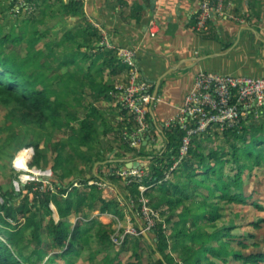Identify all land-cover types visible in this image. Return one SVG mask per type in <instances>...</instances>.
I'll list each match as a JSON object with an SVG mask.
<instances>
[{"label":"trees","instance_id":"16d2710c","mask_svg":"<svg viewBox=\"0 0 264 264\" xmlns=\"http://www.w3.org/2000/svg\"><path fill=\"white\" fill-rule=\"evenodd\" d=\"M14 2L16 0L11 2V7ZM2 4L0 0V6ZM37 6L42 17L36 18L28 12L19 35L15 33V27L6 28L0 24V101L8 105L17 103L12 111L13 120L24 133L17 148L32 146L33 163L48 164L45 150L41 148L43 136H46L44 144L52 146L57 152L53 165L56 172L81 174L83 165H90L93 169L99 163L96 174L91 172V177L107 181L111 187L120 190V196L129 209V195L109 181L114 180V174L107 179L108 172L114 167L108 163L111 169L102 173L98 168L105 160L122 168L125 162L121 158L145 156L151 162L144 179V184L151 187L145 194L152 196L154 192L157 193L152 200L155 209L168 207V211H161V214L167 215L165 222L170 226L169 234L165 233L161 223L148 236L142 234L153 251L160 255L156 264H264V252L251 251L252 247H260L254 240L253 233L245 237L246 233L234 232L239 226L234 219L229 223H219L224 214L222 202L235 205L248 203V197L244 193V172L264 164V116L261 119L249 117L238 128L224 131L212 129L194 137L187 156L172 171V180H165V172L179 157L185 133L179 127L166 129L163 134L157 132V144L146 146L154 153L131 149L134 152L132 154L122 151L117 145H111L110 152L113 156L108 158L101 149L100 158L95 153L96 142L100 136L107 135L110 127L104 117V109L95 104L112 101L111 94L117 83L106 77L116 78L123 72L128 74L130 68L120 58L119 49H111L105 45L101 31L86 17L81 0H39ZM56 7L61 12V18L76 17L81 25L66 30L59 41L47 43L48 52H45L36 48L43 36L38 33L36 24L43 23L49 14L53 15ZM24 40L28 42L27 55L21 56L14 47ZM58 48L65 50V53L58 55ZM63 67L65 71H61ZM88 95L92 99L89 104L85 101ZM73 101L84 109L82 117ZM74 108L76 110L71 111ZM101 126L104 127L103 131L100 130ZM57 131L65 133L66 139L53 142V134ZM31 132L36 135L33 141H29ZM218 140L223 143L221 147L217 145L206 148L205 144L217 143ZM66 146L69 147L68 153L64 152ZM227 169H230L229 172ZM56 177L57 191L54 193L34 189L35 185L32 183L26 185L19 195L3 194L0 188V193L6 199L1 207L5 216L0 213V222L4 224L0 227V264H27L35 255L43 253L45 256L40 249L43 232H50L53 236V247H64L68 242L65 252L60 254L64 259L80 252V243L88 244L93 234L91 230L94 229V236L102 246L96 253L111 246L110 233L113 229L110 223H103L97 218L87 221L78 219L71 232L69 218L80 214L84 208L91 210L98 205L102 212H114L123 216L119 200H109L98 186H89L87 177L76 178L81 187L74 186V181L64 183L65 175L58 173ZM130 189L134 194L139 193L135 186ZM15 199H22L20 207H13L12 201ZM51 203L56 206L60 219L50 217L43 227L36 209L45 208L52 216L54 211ZM253 204L262 208L257 202ZM18 213H30L28 218L34 226L31 241L26 238L22 229L13 231L6 227L9 226L6 218L15 219ZM251 222L254 227L259 228L264 223V217ZM25 240L36 244L29 255L24 253L23 246L19 247ZM132 240L139 241L138 238H127L122 249L126 250ZM169 249L175 251V254L167 252ZM68 264L73 263L70 261Z\"/></svg>","mask_w":264,"mask_h":264},{"label":"rangeland","instance_id":"374dc122","mask_svg":"<svg viewBox=\"0 0 264 264\" xmlns=\"http://www.w3.org/2000/svg\"><path fill=\"white\" fill-rule=\"evenodd\" d=\"M67 1V0H66ZM3 3L2 6H0V24L4 25L6 28H12L15 27V33L20 34L22 27L24 25V18L27 16V13L29 11L22 10L21 13H16L13 10V6L11 7V2L13 3V0H1ZM15 4V2H14ZM60 10L56 9L52 13L49 14L41 24H36L38 33L41 36V40L38 44H36V48L43 49L45 52H48L46 45L47 43H53L56 41H59L60 38L64 35L66 30L76 28L80 26V20L76 18H70V17H62L60 14ZM29 15H33L36 18H41L42 13L40 12L39 8L36 10H33V12H29ZM95 26V25H94ZM27 47L28 42L24 40L19 45H16L14 47V50L17 51L21 56L27 55ZM65 53V50L62 48L57 49V54L61 56V54ZM65 67L61 69V71H65ZM109 75V70H108ZM107 80L110 81H116V78H112L111 76L106 77ZM128 79V77H127ZM126 79V81H127ZM123 81H119L122 84L125 83ZM117 83V81H116ZM87 94H89V91H87ZM86 103H91L92 99L88 95L86 98ZM113 101V98H112ZM106 102L103 101L100 104H95L96 106L102 108L104 112V117L109 122L110 130L107 133L106 136H100L99 139L96 142L97 149L95 150V153L100 157V150H104L105 153L103 155H107L108 158H111L113 156V153L110 152V146L111 145H117L118 148H120L122 151H127L128 153H134L131 151V149H137L133 146H130L127 140L124 139V131L126 130V125L130 124L131 126L135 122L134 116L131 112L125 111V115L122 114V108L116 105L114 102ZM74 106L77 105L76 101H73ZM17 107V103H11V104H5L0 101V188L2 193L6 194H12V195H19L24 189L23 185L21 188H17L15 184V180L17 178V169L14 166L15 161L17 160V157L23 150H27L30 153V166L34 167L36 166L39 169H53V165L55 163L54 159L57 155V152L55 149L52 148V146L45 145V137L41 141V148L45 150V153L48 158V164H44L43 162H40L39 164H34L33 159V148L32 146H23L20 148H17V143L20 141V139L23 137L24 134L21 131V128L17 125V122L13 120V109ZM108 107V108H107ZM76 109H79L80 111V117L84 115V109L79 107L77 105ZM71 109L72 110H76ZM106 109V110H105ZM121 117L125 118V122H121ZM262 118V117H261ZM259 118V119H261ZM75 125H77L75 123ZM101 131L104 130V127L101 126ZM54 135V141H59L60 139H66V135L63 132H55ZM173 137V136H171ZM36 139V135L34 136L33 132H31L29 141H33ZM121 143V144H120ZM127 143L128 145H126ZM221 140H218L217 143H208L205 144L206 148L209 149L212 146L218 147L222 146ZM221 145V146H220ZM139 150V149H137ZM141 151L144 153L147 152L146 146H143L140 148ZM65 153L69 152V147L66 146ZM151 153L152 149L148 150V153ZM102 158V157H100ZM116 159V158H113ZM120 159V158H119ZM121 159H127L121 158ZM139 160V159H135ZM108 160H105L104 163H102L101 167L98 168L99 172H108L109 166L108 163L111 164L112 167H114V172L110 175V172H108L107 179L109 180L110 176H115L114 180L112 181L115 185L120 187L122 190H125L126 193L129 195V201L131 205V209H129L128 205L124 201L123 197L120 196L118 189L115 187H108V188H99L100 192L107 195V198L109 200L118 199L120 202V209L123 216H120L114 212H102L99 209V205L96 206L94 209H88L84 208L83 212H81L78 215H72L70 216V231H74L75 224L78 222V219H82L83 221H87L92 218H97L103 223H110L112 225L113 232H111V246L99 253H96L97 250H100L102 248L101 244L99 243L98 239L94 236L95 235V229L92 231V237L90 239V242L88 244H83L82 249L80 252H77L75 254H72L68 259H64L63 257H60V254L65 252L67 249V244L64 247H53V236L50 235V232L42 233L41 239H42V245L41 248L43 252L46 254L43 255H35L27 264H68L70 261L73 264H156L159 259V253H155L151 247V244L142 237V234L140 233V229L143 227H147L150 224H163L165 233H170V226L165 222L167 215L161 214V211H168V207L164 206L161 209H155L153 207L152 200L154 197H156V192L152 196H148L145 194V191H142L140 189V186H142L144 183L139 182L136 179H132L130 181L126 178L125 175H123V171L117 168L116 163L113 162H107ZM143 162V161H141ZM110 166V167H111ZM125 166L126 162H125ZM83 170L81 174H73L65 171H59L56 172L55 170V179H57V174L65 175V178L63 180L64 183H69L70 181L79 182V179H76L77 177H87L89 180H93L94 178L91 177V172L95 173V166L92 169V167L89 166H82ZM135 168V167H130ZM230 169H227L229 172ZM96 174V173H95ZM168 175V176H167ZM166 180H172L173 173L170 170H167L166 172ZM244 179H245V195L248 197V203L241 204V205H235V204H227L222 202L221 205L223 206V216L219 223H229L232 219H234L237 224L239 225L234 232L236 233H246L245 237H249V234H254V240L257 241L260 245L259 248L252 247L251 251H263L264 252V223H261L260 227L256 228L252 225L251 221L258 220L261 217H264V164L260 167H256L253 170H246L244 172ZM73 183V184H74ZM28 185V184H27ZM35 185V184H34ZM146 185V184H145ZM26 186V185H24ZM135 186L137 190L139 191L138 194H134L130 187ZM39 186L35 185L34 189H37ZM56 187V185H55ZM81 187V186H80ZM151 187V186H149ZM82 189H84L82 187ZM107 190V191H106ZM57 191V187H56ZM88 191V189H86ZM2 195V194H1ZM32 199V196L30 195V200ZM6 199L5 196H2V200L0 201V213L5 216V211L2 210V205L5 203ZM257 202L259 205H261L262 208H257L253 203ZM13 207H20L22 203V199H15L12 201ZM51 207L54 211V213L51 214L48 213L45 208L39 207L36 209L38 219L41 221L43 227L48 223L50 217H54L56 220L60 219V215L58 213V210L54 203H51ZM147 209V210H146ZM150 211L152 212L150 214ZM148 212V213H145ZM30 214V213H29ZM29 214L21 215L17 214V218H6L9 222V226H6L7 229L17 231L19 229H22L24 232V235L26 238L30 241L32 239V230L33 225H31L32 220L28 218ZM168 214V213H167ZM140 221V223L137 221ZM3 223L0 222V227H3ZM150 233V231L148 232ZM91 234V233H90ZM130 238H138L139 241L136 242L135 240H132V242L129 244L128 248L126 250L122 249L123 243L125 239ZM28 240L23 241L19 244V247H24V253L27 255L31 254L33 250L36 248V244L34 242H28ZM239 249L247 251L246 249H242V247H239ZM167 252L175 254V251H171L169 249ZM236 264H243L242 262H238Z\"/></svg>","mask_w":264,"mask_h":264},{"label":"crops","instance_id":"0c3cea01","mask_svg":"<svg viewBox=\"0 0 264 264\" xmlns=\"http://www.w3.org/2000/svg\"><path fill=\"white\" fill-rule=\"evenodd\" d=\"M81 1L105 45L137 50L136 62L142 77L153 83V94L161 80L150 118L155 127L178 112L200 71L264 77V0H228L225 14H215L203 33L195 28L198 0ZM152 20L160 26L154 36ZM127 77L120 73L117 84Z\"/></svg>","mask_w":264,"mask_h":264},{"label":"built area","instance_id":"2783aa9c","mask_svg":"<svg viewBox=\"0 0 264 264\" xmlns=\"http://www.w3.org/2000/svg\"><path fill=\"white\" fill-rule=\"evenodd\" d=\"M37 1L39 0H32V2L16 0L13 11L21 13L22 10H27L31 13L37 9ZM198 2L199 9L195 28L198 32L203 33L208 31L209 22L215 14L220 16L225 14L228 0H198ZM149 31L153 36L160 31L159 23L156 20L150 22ZM118 54L130 69L127 81L117 84L115 91L112 92L113 103L115 102L116 105L122 108L123 115H125V111H129L135 119L132 126L130 124L126 125L124 139L127 140L130 146L140 151V148L147 144L151 146L157 144V132L163 134L166 129L177 127L182 129L185 133L181 141L179 157L170 167L171 172L187 156L194 137L201 136L212 129L224 131L229 128H238L249 117L259 119L264 116V77L225 75L214 71H200L195 77L193 89L185 97L184 103L178 112L165 120L160 126L155 127L150 120L152 110L156 106V98L153 94L154 85L142 77L141 70L136 62L137 50L134 48L119 49ZM120 119L121 122L126 121L124 117ZM20 154L14 163L17 169L15 180L17 188H21L22 184L32 183L39 186L38 188L41 191L56 192L55 171L51 168L31 167L30 153H28L27 161L21 158ZM129 160L134 161L135 159L131 157ZM150 165L151 162L147 161L143 163V167L130 168L123 166L119 169L130 181L136 179L144 183ZM112 172L114 170H111L110 174ZM166 172L165 180L168 176H166ZM88 185H95L99 188L111 187L107 181L100 179L89 180ZM74 186L80 187L81 184L75 182ZM148 188L149 186L145 184L140 186L142 191ZM1 200L2 195L0 193ZM155 226L154 223L142 227L140 233L146 234Z\"/></svg>","mask_w":264,"mask_h":264},{"label":"water","instance_id":"95a60500","mask_svg":"<svg viewBox=\"0 0 264 264\" xmlns=\"http://www.w3.org/2000/svg\"><path fill=\"white\" fill-rule=\"evenodd\" d=\"M167 75V74H166ZM165 75V76H166ZM164 76V77H165ZM161 80L158 81L157 83V88H156V91L154 93V97L156 98L157 95H158V87H159V84H160ZM153 112V110H152ZM122 162H126V165L127 167H143V163H141L139 160H134V161H130L129 159H120ZM99 163H97L95 165V171H96V168L98 167ZM96 173V172H95ZM23 189H25V186L23 185ZM146 236H148V233L145 234Z\"/></svg>","mask_w":264,"mask_h":264},{"label":"bare ground","instance_id":"6f19581e","mask_svg":"<svg viewBox=\"0 0 264 264\" xmlns=\"http://www.w3.org/2000/svg\"><path fill=\"white\" fill-rule=\"evenodd\" d=\"M28 151L27 150H23V152L20 154V157L23 158L24 160H28Z\"/></svg>","mask_w":264,"mask_h":264}]
</instances>
